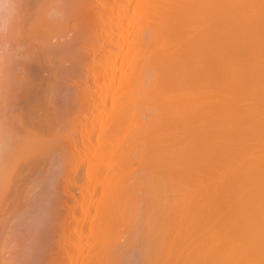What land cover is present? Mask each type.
I'll list each match as a JSON object with an SVG mask.
<instances>
[{
    "label": "bare ground",
    "instance_id": "bare-ground-1",
    "mask_svg": "<svg viewBox=\"0 0 264 264\" xmlns=\"http://www.w3.org/2000/svg\"><path fill=\"white\" fill-rule=\"evenodd\" d=\"M50 3L0 79V264L45 262L65 215L64 264L134 230L132 264H264V0Z\"/></svg>",
    "mask_w": 264,
    "mask_h": 264
},
{
    "label": "clouds",
    "instance_id": "clouds-1",
    "mask_svg": "<svg viewBox=\"0 0 264 264\" xmlns=\"http://www.w3.org/2000/svg\"><path fill=\"white\" fill-rule=\"evenodd\" d=\"M25 4L26 0H0V79L20 71L30 57L29 45L23 42ZM67 6V0H51L48 19H61Z\"/></svg>",
    "mask_w": 264,
    "mask_h": 264
},
{
    "label": "rangeland",
    "instance_id": "rangeland-1",
    "mask_svg": "<svg viewBox=\"0 0 264 264\" xmlns=\"http://www.w3.org/2000/svg\"><path fill=\"white\" fill-rule=\"evenodd\" d=\"M92 149H93V148H92ZM92 149H91V151L94 152L93 155H92V158H93V156L96 154V152L94 151V149H93V150H92ZM95 156H97V154H96ZM135 162H136V163H134V166L136 167V165L138 164V162H137V161H135ZM135 164H136V165H135ZM81 177L83 178V180L81 179L82 181L86 180V179H84V177H83L82 175H81ZM85 182H87V181H85ZM73 188H74V187H73ZM97 196H98V195H97ZM141 196H142V195H141ZM61 197H62V196H61ZM136 197H137V196H136ZM64 198H65V196H63L62 199L65 200V201L68 200V199H64ZM95 198H96V197H95ZM98 198H99V200H100V195L95 199V200H97V202H98ZM137 198H138V197H137ZM137 198H135V200H136V202H137L136 204L139 205L138 201H139L140 203H142V202L139 200V198H138V201H137ZM21 199H22V200H21ZM33 199L35 200V198H33ZM33 199H32V201L34 202ZM63 200H62V201L60 200V201H61V202H60L61 204H62V203L64 204L65 201H63ZM135 200H133V201L135 202ZM20 201L25 202L26 200H24L22 197H20ZM35 202H36V200H35ZM134 202H133L132 204H128L129 206H127V203H126V206H127V207L125 208V210L128 209L129 207L132 208V210H136V209H137V205H136V204H135V207H136V208L133 209V207H134V206H133V205H134ZM60 203H59V206H60V208H62L61 211L66 210L65 207L63 206V204L60 205ZM130 205H131V206H130ZM62 206H63L64 208H63ZM140 206H141V204H140ZM60 208H59V209H60ZM143 208H144V206L142 205L140 211H142ZM130 211H131V210H128V212H130ZM136 211H137V210H136ZM138 211H139V208H138ZM138 211H137V212H138ZM128 212H127V213H128ZM134 213H135V211H134ZM139 213H140V212L136 213V214H137L136 217H138V218H140L139 216H141V215H139ZM136 214H135V215H136ZM141 214H142V212H141ZM126 215H127V217L125 216V218H126L127 220H129V222H132V221H130L131 218H132V217L130 218V216H132L133 213L130 212V216H129V214H126ZM142 216H143V215H142ZM60 217H61V218H60ZM60 217H59V220H58V222H57V225H61V226H60L61 229H60V227L56 228L55 235H56V234H59V235H58V236L56 235V237H54V238H56L57 240L60 239V242L63 240V243L65 242V243H64V246H65V245H67V244H66V241H64L65 237L62 236V235H63V232H64V235H65V230L68 229V227L70 228L69 224H70L71 221H70L68 215H65V218L62 217V216H60ZM128 217H129V218H128ZM136 217L133 216V218H136ZM66 218H67V220H66ZM133 218H132V219H133ZM137 220H138V219H136L135 221H137ZM139 220H140V222H139ZM139 220H138V222L136 223V224L140 223V224H138L137 228H138V227L141 225V223H142V222H141L142 219H139ZM133 223H135L134 220H133V222H132V225H133ZM126 225H127L128 227L131 226L132 229H134V228L136 229V226L134 227V226H132L131 224L129 225V223L126 224ZM134 225H135V224H134ZM62 226H63V227H62ZM128 227L125 226V227H123V228H128ZM131 227H130V229H131ZM62 229H63L64 231H63ZM130 229H129V231H130ZM138 229H139V228H138ZM59 230H60V231H59ZM62 231H63V232H62ZM134 231L138 233L137 230H134ZM130 232H131V231H130ZM132 232H133V231H132ZM132 232H131V235H132ZM135 232H133V233H135ZM129 234H130V233H129ZM129 234H127V235L125 234L126 236L124 235V237L121 238L122 240L120 239V243H122V241H123V242L126 241V242H124V244H125L126 246H125V245H124L125 247H124V246H123V247L120 246L121 249L118 250L120 253L117 251V254H115L116 256H113V255H112V257H111L113 261L115 260V261H114V262H116L115 264H132V260H133V259L131 258V260H129L130 257H131V255H132V253L129 254V253H130L129 251H130L131 249L134 248V247H131V245H132V243L135 242V241H134L135 239L137 240V238H135V237H137V236H135V237L133 236V237H134V239H133V238L131 237V235L128 236ZM55 235H54V236H55ZM133 235H134V234H133ZM60 236H61V238L63 237V239L59 238ZM54 238H53V244H52V248L54 247V248H53V251H54V252L50 250V251H51L50 256H49L50 258L47 256L46 259H45L46 261L43 262L42 264H45V263H46V264H60V263H61V264H64V263H62L63 261H65V263H66V260L64 259V258H66V256L64 255L65 253L63 252V251H64L63 246H62V245H61V246H57V244H58L57 242H58V241H56V239H54ZM127 238L129 239V241H132V243H131V242L128 243V242H127V241H128ZM132 239H133V240H132ZM54 240H55L56 242H54ZM60 242H59V245H60ZM54 243H56V244H54ZM134 244H135V243H134ZM135 245H136V244H135ZM56 247H57V248H56ZM68 247H69V246H67L66 248H68ZM89 247H90V246H89ZM120 247H119V248H120ZM70 248H71V247H70ZM90 248H93V246L91 245ZM90 248H89V249H90ZM99 248H100V247H99ZM104 248H106V247H104ZM102 249H103V248H102ZM102 249H100V252H99V253H101V250H102ZM125 249H126V250H125ZM122 250H123V251H122ZM102 251L104 252L105 250H102ZM124 251H126V252H124ZM127 251H128L129 253H128ZM58 253H59L60 255H59ZM99 253L96 255V257L99 256ZM104 253H105V252H104ZM104 253L102 254V255H103V258H102V259H101V257H97L96 260L98 261V260L101 259V261H102V262L100 261L101 264H111V263L114 264V263L112 262L111 259L108 260L109 258H107V257L109 256V254H108V256H106L107 253H109V252L106 251V253H105L106 255H105ZM118 253H119L120 255H118ZM125 253H126V254L128 253V254L126 255L127 258H125V256H124ZM51 254H52V255H51ZM110 254H112V253H110ZM104 255L106 256L105 258H107V260L104 258ZM121 255H122V256H121ZM51 256H52V257H51ZM56 256H57V257H56ZM64 256H65V257H64ZM100 256H101V254H100ZM53 257H54V259H53ZM55 257H56V258H55ZM109 257H110V256H109ZM121 257H122L123 259L125 258L124 260H127V262H124V260H121V259H122ZM99 258H100V259H99ZM51 259H52V260H51ZM103 259H104V260H103ZM53 261L56 262V263H54ZM128 261H129V263H128ZM98 262H99V261H98Z\"/></svg>",
    "mask_w": 264,
    "mask_h": 264
}]
</instances>
